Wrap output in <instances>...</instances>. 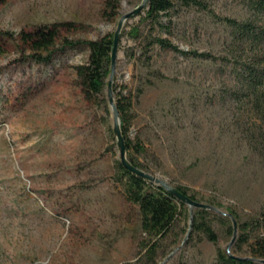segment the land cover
<instances>
[{
    "label": "rangeland",
    "instance_id": "374dc122",
    "mask_svg": "<svg viewBox=\"0 0 264 264\" xmlns=\"http://www.w3.org/2000/svg\"><path fill=\"white\" fill-rule=\"evenodd\" d=\"M202 1L208 10L176 6L160 14L159 24L146 18V8L123 22L112 98H126V135L144 149L128 154L170 186L187 187L197 202L233 210L243 222L264 210V125L233 100V76L219 58L229 34L220 18L242 20L248 10L244 0ZM140 2L0 0V33L66 23L58 44L97 40L114 35ZM153 37L214 60L148 46ZM0 46V264H127L142 257L138 209L117 181L107 88L87 98L76 76L87 48L37 63L16 38L0 35ZM180 211L159 242L156 264H218L231 221L212 211V244L202 233H188L190 208ZM247 233L251 243L255 232Z\"/></svg>",
    "mask_w": 264,
    "mask_h": 264
},
{
    "label": "trees",
    "instance_id": "16d2710c",
    "mask_svg": "<svg viewBox=\"0 0 264 264\" xmlns=\"http://www.w3.org/2000/svg\"><path fill=\"white\" fill-rule=\"evenodd\" d=\"M111 1L116 2V0ZM244 4L248 10L246 18L242 20L220 18L229 29V34L226 54L219 59L233 76L232 89L230 90L233 100L244 103L258 121L264 125V0H244ZM176 6L208 10V5L202 0H148L144 7V9L146 8V18L153 24H159L160 14H167ZM69 27L70 24L54 23L49 26L34 27L28 31H20L18 34L1 32L0 35L8 40L18 39L30 51V58L37 63H49L54 53H62L68 48L81 45L85 46L88 50V60L85 64L75 67L76 76L81 90L87 98L101 95L107 87L110 74L113 35L87 41H72L63 38L58 44L60 32ZM130 34L136 37L137 27L132 28ZM147 45H157L182 56L214 60L208 53L180 50L166 38L153 37ZM2 52V46H0V54ZM115 107L120 120V131L128 162L149 173L137 159L133 158V153L128 154L131 150L137 154L144 151L140 144H133L126 135L129 103L124 96H121L116 101ZM116 173L125 200L138 209L142 232L137 247L143 256L127 264H140L141 260H144L146 264H156L159 242L166 236L175 219L181 214L180 209L184 207V204L169 194L162 186L130 173L121 165L120 161H116ZM175 188L181 194L196 200L195 194L187 187L175 186ZM227 212L234 217L237 231H241L236 243L230 249V253L235 257L250 258V260L234 259L229 256L226 250L217 249L218 264H261L254 260L264 261V210L243 222L233 210H227ZM211 216L216 217L212 211L195 208L191 218V231L202 233L207 241L215 244L217 236L208 219ZM223 221L228 223L229 219L225 218ZM247 232H255L251 243H249ZM227 233L232 236L231 226L228 227ZM244 246L248 247L247 251L243 250Z\"/></svg>",
    "mask_w": 264,
    "mask_h": 264
},
{
    "label": "water",
    "instance_id": "95a60500",
    "mask_svg": "<svg viewBox=\"0 0 264 264\" xmlns=\"http://www.w3.org/2000/svg\"><path fill=\"white\" fill-rule=\"evenodd\" d=\"M147 2H148V0H141L140 4L138 6H136L129 13L123 15L122 18L120 19V21L117 25V28L114 32V35H113V43H112V49H111V53H110V74H109V78L107 81V87L106 88H107V93H108V95H107L108 96V103H109L111 110H112V113H113V132H114V135H115V138L117 141L118 159H119L121 165L126 170H128L130 173L134 174L135 176H137L139 178L145 179V180H147V181H149L155 185L162 186L169 194H171L178 201L182 202L184 205H186L190 208V219H189L188 233L191 230V218H192L193 210L195 208L213 211L219 215L227 217L231 221L232 236H231L230 242L226 246V249H225L226 252L229 254V256L231 258H234L237 260H250V258L235 257V256L231 255V253H230V249L232 248V246L235 242L236 236H237V225H236V221H235L234 217L232 216V214H230L228 212H221L220 210H218L217 208H215L211 205L199 203L196 200H192L189 196L181 194L179 191H177L175 187L170 186L166 181H164V180H162V179H160V178H158V177H156L150 173H147V172H145L139 168H136L135 166L130 164L127 160L126 150H125V146H124V140L122 138L121 131H120L119 116H118V112H117L116 107H115V103H114L113 98H112L111 84H112V78L114 75L116 49H117V44H118V40H119V33H120V30L123 26V22L126 20H129L133 17L138 16L139 13L144 9ZM178 249H179V247L176 250H178ZM175 251H173L170 255H168L167 258L164 260V262L167 261L175 253ZM254 261L257 263L264 264L263 260L256 259Z\"/></svg>",
    "mask_w": 264,
    "mask_h": 264
}]
</instances>
